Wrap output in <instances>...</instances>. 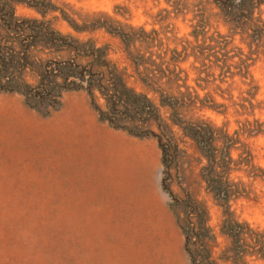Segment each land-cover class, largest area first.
<instances>
[{
  "label": "rangeland",
  "instance_id": "374dc122",
  "mask_svg": "<svg viewBox=\"0 0 264 264\" xmlns=\"http://www.w3.org/2000/svg\"><path fill=\"white\" fill-rule=\"evenodd\" d=\"M92 63L159 120L101 117L76 90ZM182 96L172 125L160 99ZM202 249L264 264V0H0V264H195Z\"/></svg>",
  "mask_w": 264,
  "mask_h": 264
},
{
  "label": "trees",
  "instance_id": "16d2710c",
  "mask_svg": "<svg viewBox=\"0 0 264 264\" xmlns=\"http://www.w3.org/2000/svg\"><path fill=\"white\" fill-rule=\"evenodd\" d=\"M240 1L245 2L246 0H240ZM247 1H252V0H247ZM227 44L228 43H226V40H223V47H225V50H227L226 49ZM227 54L228 53H225V52L223 54V58H225L223 61V67H225V64L230 60L229 58H226ZM89 57H91V55L85 58H89ZM97 60L98 59L96 58L94 62H96ZM95 65L96 64L92 63L89 66L87 65L84 68H81V70L83 71L87 69L88 79H86L85 76L81 74L79 77L80 84L78 85L76 90L83 89L82 84H85L84 90L88 93V95L91 97V99L94 102L103 100L105 111L101 112L98 109L101 117L104 116L106 117V120L110 121L111 123L115 122L118 124L119 123L118 118H121L123 115L128 114V115H131L132 119L135 122H138L141 128H146L156 123L159 120V112L157 108L155 107V104H153V101L147 98V94L136 93L133 88H127L126 84H123L122 86H117L115 83H112L111 85L106 84L108 82H106L104 75L101 73L100 74L96 73L94 71ZM170 74H172V72ZM143 75L144 77L143 79H140V82L145 87L146 91H148V93L158 94V90L160 89V87H157V86H159L160 78L156 77L155 72H149L147 69H145V74ZM177 76L175 78H177ZM19 78L18 79L21 80V83L25 87H29L28 85L25 84V82H23L24 75H22L21 77L19 76ZM44 78L46 79V81L49 80L47 87L51 85L53 86L52 88L59 87L60 89L61 86L57 85V79L59 78L58 76L56 77V75L53 74L52 72H48L44 75ZM14 82L15 81L13 80L8 81L5 83V85L7 86L11 84V86L15 88L14 90H17V88L14 85ZM170 100H171V103L169 104L167 100L160 99L159 106L161 108H168L170 112H172V116H171L172 125H177L176 123L179 121L177 120V118L182 116L181 110L186 107L187 108L193 107V102L190 101V98H185L183 96L179 98L172 97ZM187 101L189 102L188 105L185 103ZM189 125L191 126V124ZM212 142H213V139L211 143ZM208 229L209 228H207V230L205 231H209ZM193 230H194V234L190 233ZM211 232L212 230L210 229L209 233ZM188 234H191L192 236L196 237L195 243L198 240H201V237H198L200 236V234L197 235V227H192L190 231H188ZM210 239L214 240L215 236L209 237V240ZM193 244L194 243H188V246H191ZM204 250L205 249H202L200 254L196 256L198 258H196L195 264H216L214 262L215 260L214 261L210 260L211 259L210 255H206V253H204Z\"/></svg>",
  "mask_w": 264,
  "mask_h": 264
}]
</instances>
